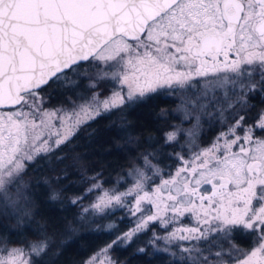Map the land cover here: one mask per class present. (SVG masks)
<instances>
[{"label":"snow or ice","instance_id":"1","mask_svg":"<svg viewBox=\"0 0 264 264\" xmlns=\"http://www.w3.org/2000/svg\"><path fill=\"white\" fill-rule=\"evenodd\" d=\"M84 62L98 68L102 62L106 67L97 78L120 87L104 99L93 92L70 108H46L41 91L62 80L73 83L69 77L78 75ZM238 81L241 88L254 91L259 85L264 91V0H0V109H5L0 110V203L14 208L29 164L70 143L112 109L159 89L203 83L207 95ZM244 119L239 116L191 159L178 155L181 167L155 188L149 190L151 177L137 170L126 192L98 197L91 206L98 212L120 207L140 214L136 226L108 248L131 241L149 222L167 227L189 214L194 226L174 228L164 238L168 243L246 231L257 237L256 247L237 264H264V138L253 134L254 128L264 131V113L254 126L245 128ZM178 131L168 132L166 142L175 141ZM47 247L41 240L27 252L9 249L0 237V264H34L33 257ZM180 252L191 264H210L197 245ZM218 264L227 262L221 258Z\"/></svg>","mask_w":264,"mask_h":264},{"label":"trees","instance_id":"2","mask_svg":"<svg viewBox=\"0 0 264 264\" xmlns=\"http://www.w3.org/2000/svg\"><path fill=\"white\" fill-rule=\"evenodd\" d=\"M176 103V96L157 95L130 105L126 112L111 110L81 128L70 143L29 164L22 177L28 221H17L0 203V237L7 240V247L28 248L31 242L45 238L48 247L33 257L34 264H87L130 225L123 218L119 227L108 231L106 222L113 217L85 214L84 206L92 201L95 190L102 185L124 189L131 182V172L143 164L146 173H152L151 180L158 179L154 171L168 174L190 144L196 148L207 145L222 128L204 115L194 140L182 133L175 141L166 142V131L180 120ZM154 164L155 169L151 168ZM94 182L101 186L94 188ZM231 238L242 245L240 231ZM227 240L218 244L212 239L199 249L211 263L216 258L214 250L222 249ZM140 249L135 243L115 248L116 264H191L148 247Z\"/></svg>","mask_w":264,"mask_h":264},{"label":"rangeland","instance_id":"3","mask_svg":"<svg viewBox=\"0 0 264 264\" xmlns=\"http://www.w3.org/2000/svg\"><path fill=\"white\" fill-rule=\"evenodd\" d=\"M106 66L101 62L99 64V68L96 65V62L93 63H87L84 62L83 66L79 70L78 75H72L69 77L71 81H74L73 83H69L68 81L62 80L58 83L52 84L51 87H49L46 90L41 91V95L44 97V106L48 109H60V108H70L73 104H81L84 102V99L91 98L93 92L99 93L100 98L104 99L112 94V92L116 89H118L120 86L118 84H115L114 82H110L108 80L98 79L97 73L100 69H104ZM255 80L259 79L258 76L254 78ZM95 84L96 87L92 88L90 87L91 84ZM243 83L247 85L248 81L244 80ZM56 86V87H55ZM55 87V88H54ZM126 91V88H125ZM205 88L203 83L196 85L195 87H191L188 89H182V90H171V89H159L156 93L150 94L149 97H154L157 95H173L177 97V110L180 114V120L178 123H175V125L166 131L165 134H167L170 131H175L179 129L177 138L184 133L186 137L194 140L196 136L199 134L200 129V120L201 118L206 115L210 117L211 122H216L221 124L222 128H218V131L214 135L213 140L204 146H200L196 148L195 144H190L189 149L185 150L187 152L186 154L182 155L184 160L191 159L193 152H198L202 149L210 148L214 142H216L217 137L221 136V133H226L229 129V126L234 124L235 121L239 118H234L237 116L236 111L231 112L230 110H233V105L236 104L239 106L246 105L247 100H249V97H247V93L253 95L255 92H249L247 87L241 88V82L238 81L235 85L229 83L223 87H217L215 89H209L207 91V95L204 94ZM244 91H248L244 93ZM144 99V100H147ZM142 100V101H144ZM142 101H136V102H126L124 105L120 106L119 109H122L126 112V108L130 107V105L134 106L137 103H140ZM134 104V105H133ZM229 104L232 105V107H229ZM193 107H197L199 110L193 109ZM117 109V108H115ZM115 109H112L113 111ZM264 113V107H262L258 117ZM258 117L251 122H243L244 127L247 128L248 126H254L257 121ZM234 119V120H231ZM237 134L243 136L244 132L242 129H237ZM254 136L264 138V131L259 130L258 128H254ZM166 136V135H165ZM231 138V137H229ZM223 138H221L220 143L223 144ZM181 156V155H180ZM182 161L178 159L176 166L167 173L160 172L158 179H152L148 182L149 190L152 188H155L157 185L161 183L162 179H168L170 175L174 176L177 169L181 167ZM144 165V164H143ZM141 165L136 168L137 170H141L145 172V174L148 177H152L151 174L146 173L145 167ZM149 166V165H148ZM156 164L153 165V169H155ZM150 168V169H151ZM136 171L131 172V182L129 185H127L124 189H115L111 187H105L102 185L100 189L95 190L94 197L91 202L87 203L84 206L83 212L85 214H90L92 216L94 215H100L105 216L109 218L110 216L113 217L112 220H108L106 222L105 229L108 231H114L116 227H119L121 222L120 219L124 218V221L126 223H129L127 229L124 231H121L118 233L115 238L112 240H116L118 236H123L124 233L130 231L136 226L137 218L139 217V213L136 214V216H133L129 213L127 208H120V207H113L105 209L103 213L98 212L94 210L91 206L97 202L98 197L102 196L105 191L112 192L115 191L117 193H123L126 192L129 188L132 187L133 183L136 179ZM156 172V171H154ZM22 192L18 199V203L15 205V207H8L6 210L10 212L12 216L15 217V219L19 222L28 221L29 219V210L24 205V198L22 196L23 189H24V182L23 178L21 180ZM101 186V184H97ZM210 187V186H205ZM13 191V199H16L15 195V189ZM162 195L166 196L167 193L163 192ZM127 199L131 200V197H128ZM4 207L3 203H1ZM143 207L147 208L149 205L145 202L143 204ZM153 212H155V209H152ZM173 214L171 212L168 213V216L171 217ZM195 221L194 218L190 219L189 214H185L183 217L178 218V222H174L167 227H164L160 224L159 221L149 222V225L147 228H145L143 231L137 233L134 235L131 239V241H121L115 245H113L111 248H108V245L112 244L109 243L108 245L101 248L97 253L92 255L88 260L92 261V264H116L115 258L113 257V250L117 247H124L129 244H137L139 248H145L148 247L153 251L162 252L166 255H168L171 258H174L179 261H183L180 252V247H192L193 245H197L200 248V244H205L210 242V240L218 241V244H223L224 239H228L227 242H225V245L221 248H217L214 250L215 253L221 252L222 253V259L227 262V264H237L238 261L243 260L245 258V255L249 253L254 247H256V239L257 237L253 235L255 238L254 242L251 243L248 242L249 245H240L237 243V241H234V239L231 238V235L235 232H233L230 236H225L224 233H210L208 240L206 242H197V241H173L172 243H168L164 238L168 235L169 232H171L174 228H180V227H188V226H194ZM112 226V227H110ZM247 233L246 231H244ZM246 236H242L243 238ZM247 237L250 238L249 235ZM46 241L48 244V240L43 238L38 241ZM38 241H33L30 244ZM19 247V246H10L9 249ZM25 249L27 252L29 249L25 247H19ZM165 248H167V251H165ZM107 249L105 252L104 250ZM203 251V250H202ZM173 253L175 255H173ZM95 257V260L93 258ZM214 258V256H212ZM213 258H210L213 259ZM221 258H214L210 264H218V261Z\"/></svg>","mask_w":264,"mask_h":264},{"label":"flooded vegetation","instance_id":"4","mask_svg":"<svg viewBox=\"0 0 264 264\" xmlns=\"http://www.w3.org/2000/svg\"><path fill=\"white\" fill-rule=\"evenodd\" d=\"M51 85L46 86L43 90L48 89L49 87H51ZM248 91H246V92H248ZM246 92L244 91V93H246ZM251 92H255V93L253 95H251L249 93L246 94L247 97H249V100H247L246 105L239 106L237 104H234L233 105L234 107L232 108L233 110H230L231 112L236 111L237 116L234 118H237L239 116H244L245 117V119H244L245 123L254 121L258 117L262 107H264V91L261 90L260 86L257 85V88ZM0 110H5V109H0ZM232 120H234V119H232ZM240 232H241V240L240 241L242 242V245H249L248 242H250V245H251V243L254 242L255 238L253 237V235H250L248 232L245 233L244 231H240ZM243 235L246 237H244L242 240ZM247 235H249L250 238L247 237Z\"/></svg>","mask_w":264,"mask_h":264}]
</instances>
